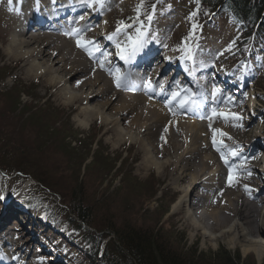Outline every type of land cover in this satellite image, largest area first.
Segmentation results:
<instances>
[{
  "label": "rangeland",
  "instance_id": "1",
  "mask_svg": "<svg viewBox=\"0 0 264 264\" xmlns=\"http://www.w3.org/2000/svg\"><path fill=\"white\" fill-rule=\"evenodd\" d=\"M94 1L101 3L109 14L108 18L107 13L99 16L101 23L96 26L99 35L108 29L109 35L130 41L129 38L134 34L139 35L138 29L143 34L148 30L149 34L143 43L158 42L160 46L157 52L166 50L170 55L163 58L169 59L181 57L200 46L211 47L204 56L210 65L212 63L208 76L215 86L210 90H224L227 104L241 113L240 119L223 124V132H233L229 140L231 149L223 155V160L228 161L224 164L228 172L225 186L230 191L229 198L239 196L246 202H251V199L255 202L257 197L262 200L261 225L263 222L264 229V47H255L247 55L246 50L237 47V28L225 16H211L204 26L199 24L202 12L196 6L197 0ZM31 2L0 0V76H6L0 79V111L9 112L13 117L11 121L0 120V141L10 143L11 148L19 145L22 153L32 162L35 161L33 155L37 154H33L31 149L39 151L40 163L44 159L50 165L53 163L45 173H42L44 168H41L44 164L39 165L42 175L34 170L39 169L35 166H32L33 169L23 168L25 172L18 174L16 164L9 168V171L14 172L10 173L2 162L7 155L0 154V214L1 211L8 214L16 211L22 218L32 216L31 222L35 217L39 220L36 222L38 227L31 231L33 236L38 235L41 244H37V241L29 242L32 236L24 235L23 225L16 219L10 217L5 223V227L14 230V236L21 237L25 244L22 255L25 264H100L108 236L113 237L108 230L112 225L117 231L131 227L152 234L146 235L149 236L148 242L153 250L160 247V244L153 243L158 239L178 253L183 250L200 252L202 260L223 250L232 259L238 255V264H264L263 246H260L257 254L247 244L232 237L213 243L196 235L183 221L172 215V205L178 195L169 186L166 175L162 176L156 169L144 171L140 165L142 159L133 157L132 148L127 151L128 143L115 149L101 140L99 133L90 127L80 128L75 114L67 113L65 105L57 103L54 98V103H46L40 81L27 79L13 62L7 60L3 49L32 10ZM154 2L157 6L150 9L151 20L148 19L144 24L138 19L139 15L148 6L154 5ZM87 12V15L90 14L89 10ZM260 15H264V9ZM161 18L167 23L165 29L158 30L156 25ZM34 26L32 24L31 29ZM118 27H121V31L117 33ZM156 32L159 35H155ZM151 33L155 37H151ZM99 35L95 38L96 47L93 52H102L107 43L106 38H99ZM163 63V60L156 62L154 71L164 83L174 77V72L170 67L164 70ZM187 67L186 64L183 66L185 73L198 74ZM122 71L114 70L113 73L120 74ZM175 75L174 83H178L181 80L180 72ZM206 75L198 76L196 80L202 81ZM225 80L226 88L223 85ZM19 95L21 99H18ZM30 108L38 110L36 113L32 111V116L39 120L36 122L39 125L37 128L30 124L32 116L27 112ZM222 111L218 107L214 112L217 114ZM16 129L19 131L16 132ZM8 130L10 132L6 133ZM213 135L214 131L210 138L212 142ZM218 135L216 132V144L225 146L226 139ZM209 151L212 149L208 148ZM53 166L58 169L53 171ZM230 169L233 176L231 183ZM37 182L41 184L37 185ZM221 207L217 205L211 210L219 212ZM78 209L87 215L85 223L77 220L74 212ZM74 226L78 229H74ZM86 234H90V237L85 240L83 235ZM103 236L106 239L101 238L103 241L99 244ZM249 239L258 241L252 237ZM90 245L92 248L96 246L92 249ZM90 252H93L94 259H91ZM157 254L153 253V256L158 258Z\"/></svg>",
  "mask_w": 264,
  "mask_h": 264
},
{
  "label": "bare ground",
  "instance_id": "2",
  "mask_svg": "<svg viewBox=\"0 0 264 264\" xmlns=\"http://www.w3.org/2000/svg\"><path fill=\"white\" fill-rule=\"evenodd\" d=\"M33 5L23 26L8 39L3 53L27 79L40 81L46 103L52 104L54 98L67 107V113L75 114L80 128L90 127L115 149L128 143L127 151L132 148L133 157L142 159L140 165L144 171L156 169L162 176L166 175L169 186L178 195L172 205V215L196 235L213 243L232 237L259 254L260 246L264 247L263 202L258 197L255 202L253 199L246 202L239 196L229 198L230 191L225 186L228 172L222 157L231 149L229 140L233 132H223V124L230 120L235 122L237 119L233 116L241 114L227 104L225 91H211L215 83L209 76L195 82L194 86L189 84L188 76L179 85L173 78L163 83L154 69L156 62L167 55L157 53L158 42L143 43L148 32L141 38L144 47L134 56L121 59V49H125L128 56L137 36L125 41L109 35L108 29L99 35L96 28L101 23L99 16L107 13L108 18L109 14L94 0H35ZM51 8L64 16L59 26H48V21L39 14ZM88 10L91 13L83 17ZM33 22L39 23L35 29L37 33L30 30ZM165 23L164 18L159 19L156 28L165 29ZM97 35L99 38L112 37L107 39L101 53L93 52ZM150 36L155 37L154 33ZM77 40L92 43L78 47ZM210 49L208 45L200 46L177 60L188 62L197 70L194 77L209 75L212 63L210 65L204 56ZM173 62L176 60L170 65ZM120 69L122 73H113ZM117 78L120 79L119 87ZM226 81H223L224 88ZM218 107L223 111L216 114L214 111ZM186 109H189L187 113ZM0 117L1 122L12 118L3 110ZM215 130L217 134L225 133L218 135L226 139L225 146L214 145L211 141V133ZM208 148L212 151L208 152ZM130 154L132 158V152ZM161 160L164 161L160 164ZM217 205L222 206L221 211L213 212L211 209ZM10 217L23 225L25 236H32L29 242L38 241V235L33 236L31 230L38 227L39 220L35 217L31 222V218H22L16 211L9 214L1 211L0 214V264H25L22 256L25 244L21 237L14 236V230L5 227Z\"/></svg>",
  "mask_w": 264,
  "mask_h": 264
},
{
  "label": "trees",
  "instance_id": "3",
  "mask_svg": "<svg viewBox=\"0 0 264 264\" xmlns=\"http://www.w3.org/2000/svg\"><path fill=\"white\" fill-rule=\"evenodd\" d=\"M197 2L198 3L196 6L201 8L202 15H204L203 18H201V15L199 18L200 21L212 13H215V15L219 16H227L232 20L237 28L238 33L237 47H240L241 49L243 48V50L246 51H251L255 47H264V15H260L264 9V0H197ZM4 76L5 75L0 76V79L4 78ZM19 98L21 99L20 95L18 96V99ZM34 110L35 113L38 111L36 108H30L29 111H27L29 116L33 115L32 111ZM31 120V126H35L37 128L39 125L36 122L39 120L35 119L33 116L31 117ZM15 136H17V133H15ZM18 146H13L11 148L10 143H0V154L5 153L7 155V157L2 159L3 164L6 166V168H8L7 172L14 173L13 170L9 171V168L15 167L12 164L18 165V167H15L16 173L18 174L25 172L23 168L33 169L34 167L32 166L39 168V165L43 164L44 167L41 168H44V171L42 173H45V171L48 170V168L50 169L52 166L48 164L45 159L44 162L40 163L38 150H30L33 154H37L33 155L35 157V161L32 162V159H28V157L22 153V149ZM8 155L12 157H8ZM37 161L38 164L36 163ZM52 169L55 171L58 168L53 166ZM34 170L42 175L40 168L37 170L35 168ZM28 176L29 175H27V177ZM39 180L41 181V179ZM38 184L41 183L37 182V185ZM51 187L54 188V186ZM74 214L79 222H86L87 215L85 216L84 211L78 209L74 212ZM74 229L78 228L74 226ZM108 230L110 231V234L113 235V237H111V235L108 236L109 240L101 254L102 260L100 261V264H158V262L159 264H238L240 262L238 255L232 259L231 255L223 250H219L215 254H210L205 260H202L203 256L200 255V252L198 253L195 250L187 252L183 250L181 253H178L171 250L170 248H167L164 244L158 241V239L154 240L155 242L153 243L155 245L160 244V247H157V249L153 250V247L148 242L149 236L147 235H152L150 233H145L142 230H136L131 227L117 231L113 225ZM88 237H90V234L83 235L85 240ZM105 237L106 236L100 237V240L101 238ZM150 238L153 239L154 237ZM102 241L103 239L99 242V244ZM95 246H93V248ZM148 247H150V249H148ZM90 248H92L91 245ZM156 252L158 253V258L153 256V253ZM90 253L92 254L91 259H94L93 252ZM180 254H182V257ZM232 260L234 263H232Z\"/></svg>",
  "mask_w": 264,
  "mask_h": 264
},
{
  "label": "snow or ice",
  "instance_id": "4",
  "mask_svg": "<svg viewBox=\"0 0 264 264\" xmlns=\"http://www.w3.org/2000/svg\"><path fill=\"white\" fill-rule=\"evenodd\" d=\"M148 19L151 20V17L149 16ZM122 27H127V25H122ZM119 31H121V27H118L117 28V32H119ZM137 32H138L139 35H138V37H137V39L135 41H132V51H131V53L128 56H126L125 55V51L126 50L125 49H121V53H120L121 59H128L131 56H134L137 51H139L141 48L144 47V44L141 42V38L143 36V33H141L139 31V29L137 30ZM108 38L111 39L112 37H108ZM129 39L131 40V38H129ZM91 43H92L91 41H81V40H77L78 47H85L86 44H89L90 45ZM117 47L120 48V45H117ZM96 50H99V49L97 48ZM89 55H92L91 51H89ZM117 86L118 87L120 86V79L119 78H117ZM173 95L175 96L176 94L174 93ZM182 104H183V102H182ZM220 115H223V114H220ZM233 118L234 119H237V120L240 119V117L235 116V115L233 116ZM216 131H218V130H215L214 131V135H213V144L214 145L217 143V141L215 139V133H216ZM219 134L221 136L225 135V133H222V132L219 133ZM233 155H235V153H233ZM222 159H224V158L222 157ZM224 162H225V164H227L228 163L227 159H225ZM232 180H233V176H232L231 169H230V173H229V183H231Z\"/></svg>",
  "mask_w": 264,
  "mask_h": 264
}]
</instances>
